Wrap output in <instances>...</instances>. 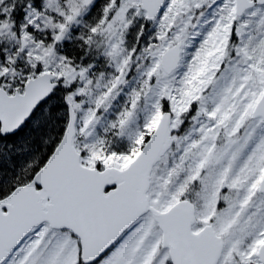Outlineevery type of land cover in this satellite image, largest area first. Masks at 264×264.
<instances>
[{
	"label": "snow or ice",
	"instance_id": "snow-or-ice-1",
	"mask_svg": "<svg viewBox=\"0 0 264 264\" xmlns=\"http://www.w3.org/2000/svg\"><path fill=\"white\" fill-rule=\"evenodd\" d=\"M0 264H264V0H0Z\"/></svg>",
	"mask_w": 264,
	"mask_h": 264
}]
</instances>
